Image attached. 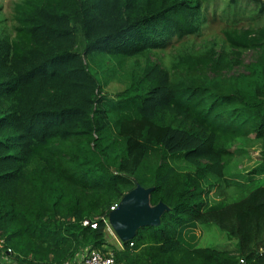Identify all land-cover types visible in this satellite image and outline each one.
Segmentation results:
<instances>
[{"label": "trees", "instance_id": "obj_1", "mask_svg": "<svg viewBox=\"0 0 264 264\" xmlns=\"http://www.w3.org/2000/svg\"><path fill=\"white\" fill-rule=\"evenodd\" d=\"M245 1L264 13L259 0H229L235 23L255 20L236 5ZM210 5L15 3V35L0 33V238L19 264L63 263L105 245L116 264H264V25L225 28L228 50L181 52L171 72L152 59L198 34ZM245 51L256 59L244 64ZM132 58L144 66L110 95L92 66ZM244 138L262 149L235 177L232 144ZM138 185L151 189V207L167 209L118 248L101 218ZM207 224L236 246L199 247L195 229Z\"/></svg>", "mask_w": 264, "mask_h": 264}, {"label": "rangeland", "instance_id": "obj_2", "mask_svg": "<svg viewBox=\"0 0 264 264\" xmlns=\"http://www.w3.org/2000/svg\"><path fill=\"white\" fill-rule=\"evenodd\" d=\"M20 0H0V33L10 34L12 37L15 35L14 27L15 22L13 19V7L16 2ZM216 6L210 5L207 9V21L203 24L201 31L196 34L181 40H175L167 48L163 50H155L152 53V59L159 62L164 68L171 72V67L175 59L181 52L202 50L210 46H215L218 50H228L225 43L223 30L236 24L237 27H246L248 24L264 25V13L258 14L260 6L255 2H240L236 4L241 6L248 15L255 14V20H249L248 17L241 19L235 23L233 9L228 10L227 3L229 0H213ZM258 2H264L259 0ZM238 8V7H236ZM242 18V17H240ZM82 39H80L81 41ZM257 54L254 51H245L242 60L244 64H248L256 59ZM145 60L142 59H127L126 61L118 63V60H109V63L95 64L93 69L99 74L102 82L108 83L107 93L114 95L122 91L130 81L129 74L133 71H140L144 66ZM108 68H113L116 74L108 71ZM244 67H237L232 73H241ZM262 149L260 141L252 140L249 138L238 139L232 144L234 157L229 164V174L235 177L251 171L258 164V152ZM244 173V174H245ZM220 192L217 195H212V202L220 200ZM230 200L238 199L237 195H229ZM110 230H107V242L111 245L117 244L119 236L113 229L110 223ZM195 233L199 236V247H211L218 250H229L236 246V241L231 239L225 232L221 231L216 225L207 224L199 225L195 229Z\"/></svg>", "mask_w": 264, "mask_h": 264}, {"label": "water", "instance_id": "obj_3", "mask_svg": "<svg viewBox=\"0 0 264 264\" xmlns=\"http://www.w3.org/2000/svg\"><path fill=\"white\" fill-rule=\"evenodd\" d=\"M150 193L151 189L138 185L123 198L118 208L110 213V223L123 242L131 240L140 229L160 223L161 215L167 206L160 203L151 207Z\"/></svg>", "mask_w": 264, "mask_h": 264}, {"label": "built area", "instance_id": "obj_4", "mask_svg": "<svg viewBox=\"0 0 264 264\" xmlns=\"http://www.w3.org/2000/svg\"><path fill=\"white\" fill-rule=\"evenodd\" d=\"M118 206V204L112 206L110 213L116 210ZM101 219L106 224V230H110V214L108 217H102ZM83 225H90L92 228L97 227L96 222H90L88 220H85ZM4 245V239L0 238V264H19L10 254V250H5ZM132 245L133 243H131V246ZM115 246L123 248V241L117 238V244H115ZM104 248L106 249L105 252L100 249H85L74 259L57 264H116L112 247L105 245ZM239 264H246L245 259H241Z\"/></svg>", "mask_w": 264, "mask_h": 264}]
</instances>
